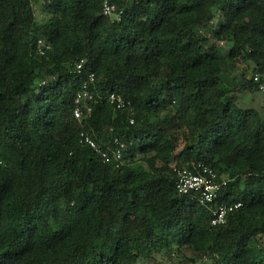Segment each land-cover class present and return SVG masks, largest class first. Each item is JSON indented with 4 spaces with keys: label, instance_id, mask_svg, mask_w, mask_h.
<instances>
[{
    "label": "trees",
    "instance_id": "16d2710c",
    "mask_svg": "<svg viewBox=\"0 0 264 264\" xmlns=\"http://www.w3.org/2000/svg\"><path fill=\"white\" fill-rule=\"evenodd\" d=\"M114 2L119 17L43 0L38 19L33 0H0V264H264V115L239 104L262 93L264 0ZM193 162L227 180L212 202L176 190Z\"/></svg>",
    "mask_w": 264,
    "mask_h": 264
},
{
    "label": "built area",
    "instance_id": "2783aa9c",
    "mask_svg": "<svg viewBox=\"0 0 264 264\" xmlns=\"http://www.w3.org/2000/svg\"><path fill=\"white\" fill-rule=\"evenodd\" d=\"M102 6V13L107 16L115 15L119 17L120 14L116 12V5L114 0H99ZM44 49H49V45L45 44L42 40L38 41V51L42 54ZM82 61L76 64L74 71L76 73L81 72ZM94 79L93 73H89L88 81H84L80 89L77 91L74 99L73 115L75 118L80 119L83 115V109L86 112L90 111V101L94 100L93 94L89 91V85ZM253 80L258 82L259 92L264 93V80H261L258 74L253 76ZM44 84V81L41 82ZM109 103H111L116 109H122L126 102L123 98L112 92L109 95ZM80 141L84 144L94 148L99 152L105 162L112 163L115 167L122 164L123 153L120 148L113 151V157L108 156L104 151H101L93 139L83 132L80 133ZM123 146L122 144L120 145ZM192 168L183 167L176 170V190L182 196H188L196 198L200 203L212 202L218 197L224 186L227 185V180H217L216 173L212 168L206 166L203 163H191ZM240 206V202L233 204L221 203L215 207L212 212L210 224L213 226L224 224L227 214Z\"/></svg>",
    "mask_w": 264,
    "mask_h": 264
},
{
    "label": "rangeland",
    "instance_id": "374dc122",
    "mask_svg": "<svg viewBox=\"0 0 264 264\" xmlns=\"http://www.w3.org/2000/svg\"><path fill=\"white\" fill-rule=\"evenodd\" d=\"M33 5L38 19H43L45 18V16H47L46 11H44L43 0H33ZM217 20L218 18H216L214 22H216ZM230 45L231 43L228 39H222L219 41V46L221 47L220 51L222 53H225L230 47ZM239 104L242 107L255 108L264 115V94L262 93H258V94L245 93L241 96L239 100ZM185 254L188 255L186 252ZM184 258L186 259L187 256ZM139 264H174V263L173 261H168V259H166V257L163 254L158 253V254H153V256H151L147 261L141 262Z\"/></svg>",
    "mask_w": 264,
    "mask_h": 264
},
{
    "label": "crops",
    "instance_id": "0c3cea01",
    "mask_svg": "<svg viewBox=\"0 0 264 264\" xmlns=\"http://www.w3.org/2000/svg\"><path fill=\"white\" fill-rule=\"evenodd\" d=\"M256 94H258V93H256Z\"/></svg>",
    "mask_w": 264,
    "mask_h": 264
}]
</instances>
